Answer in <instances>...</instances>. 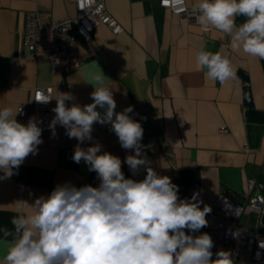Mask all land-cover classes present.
<instances>
[{
	"label": "crops",
	"instance_id": "crops-1",
	"mask_svg": "<svg viewBox=\"0 0 264 264\" xmlns=\"http://www.w3.org/2000/svg\"><path fill=\"white\" fill-rule=\"evenodd\" d=\"M192 11L199 0H184ZM110 14L123 26L114 35L99 24L93 39L86 42L75 30V51L84 63L66 76L54 73L46 58H36L24 46L26 13L48 10L57 19L75 17V0H0V108L17 110L25 104L27 116L16 119L27 124L29 118L41 121L31 101L36 88H52L50 123L55 115V98L71 93L80 106L92 102L90 94L100 76L116 101V112L133 107L129 115L143 129L144 154L159 175H167L179 186L181 199L199 193L201 208L223 192H233L238 200L249 196L248 182L256 179L263 192L264 174V60L246 54L242 46L231 47L229 38L210 26L204 33L194 17L185 21L164 0H105ZM243 17L237 18V24ZM202 46L226 54L235 76L223 84L198 70L196 53ZM99 111H103L98 109ZM226 128L227 133H222ZM110 124H94L92 141L102 152L118 156L123 162L134 154L120 146ZM35 155L30 154L10 179L0 180V264L12 236L3 238V229L14 231L12 218L23 211L32 214L31 204L48 195L57 184L71 182L77 187L99 185L95 172L87 165L67 159L77 146L66 130L50 127ZM126 178L141 180L143 168L133 175L122 163ZM3 175V173H0ZM241 226L254 229L255 215H245ZM264 234V225L259 226ZM252 254L243 250L236 264H252ZM261 264H264L261 263Z\"/></svg>",
	"mask_w": 264,
	"mask_h": 264
},
{
	"label": "clouds",
	"instance_id": "clouds-1",
	"mask_svg": "<svg viewBox=\"0 0 264 264\" xmlns=\"http://www.w3.org/2000/svg\"><path fill=\"white\" fill-rule=\"evenodd\" d=\"M174 2L185 11L184 0ZM191 16L202 29L211 26L227 36L233 49L242 46L246 54L264 60V0H199ZM238 17L244 18L240 24ZM196 63L212 81L223 84L235 76L228 56L205 46L196 53ZM95 80L89 104L69 107L66 101L74 96L59 93L49 127L55 135L59 125L69 139L78 141L72 160L83 161L95 172L99 185L65 182L31 204L24 201L33 212L18 211L11 221L14 231L2 230L4 239L13 237L2 264H235L226 250L217 251L213 259L209 234L195 235L208 226L211 208H201L198 192L181 199L179 186L152 168L141 143L144 129L129 115L133 107L116 112L112 91L100 76ZM20 114L21 108H0V180L16 174L43 143L37 120L21 123L16 119ZM96 123L110 124L120 146L134 154L122 162L102 152L99 143L80 147L93 140ZM122 163L134 176L141 168L146 175L141 180L126 178Z\"/></svg>",
	"mask_w": 264,
	"mask_h": 264
},
{
	"label": "built area",
	"instance_id": "built-area-1",
	"mask_svg": "<svg viewBox=\"0 0 264 264\" xmlns=\"http://www.w3.org/2000/svg\"><path fill=\"white\" fill-rule=\"evenodd\" d=\"M169 8L178 14L182 20H191V10L184 1L185 11H180L174 0H164ZM77 15L57 19L48 10L33 9L26 13L24 46L30 54L36 58H46L56 74L66 76L77 72L82 67L84 60L75 51L77 30L86 42L93 39V33L99 24L108 26L114 35L124 32L123 26L110 14L105 0H75ZM204 33L210 31L202 29ZM52 88H36L33 93L31 105L40 114L41 121L38 126L42 129V137L45 139L50 125V110L52 105ZM51 99L48 102L43 100ZM22 109L20 118L27 116L25 104L19 105ZM222 133H227L226 128H221ZM74 148L67 152V159L73 162ZM264 174V164L262 168ZM249 196L238 200L233 192L221 193L209 206L211 212L206 216L208 226L202 228L195 235L207 233L211 236L215 253L226 250L232 253L235 264L243 250L252 254V264L264 262V234L259 231L264 214V193L257 190L256 179L248 182ZM245 215H255L257 224L250 230L241 226L240 221Z\"/></svg>",
	"mask_w": 264,
	"mask_h": 264
},
{
	"label": "water",
	"instance_id": "water-1",
	"mask_svg": "<svg viewBox=\"0 0 264 264\" xmlns=\"http://www.w3.org/2000/svg\"><path fill=\"white\" fill-rule=\"evenodd\" d=\"M263 193H264V188H263ZM262 224L264 225V214L262 216Z\"/></svg>",
	"mask_w": 264,
	"mask_h": 264
}]
</instances>
